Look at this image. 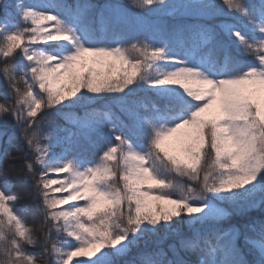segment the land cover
<instances>
[{"label":"snow or ice","instance_id":"6c2138e0","mask_svg":"<svg viewBox=\"0 0 264 264\" xmlns=\"http://www.w3.org/2000/svg\"><path fill=\"white\" fill-rule=\"evenodd\" d=\"M0 63V264H264V0H0Z\"/></svg>","mask_w":264,"mask_h":264},{"label":"trees","instance_id":"16d2710c","mask_svg":"<svg viewBox=\"0 0 264 264\" xmlns=\"http://www.w3.org/2000/svg\"><path fill=\"white\" fill-rule=\"evenodd\" d=\"M69 2H72V0H69ZM93 2H101L102 3V2H104V0H93ZM114 2H119V3L124 4V5H127L128 4V0H114ZM133 11H135V10H133ZM144 15H145V24L146 25L151 24L156 19L155 16L148 15L147 13H145ZM136 27H137V25L135 26V25H131L130 24V28L135 29ZM245 59H249V58H245ZM0 66H2V63H0ZM0 91H3V81L2 80H0ZM0 102H3V97L2 96H0ZM56 120H57V123H60V124H63L64 123L62 120L59 119V117H57ZM0 130H2V129H0ZM6 131H8V132L17 131V129L15 128V125L12 122V120H11L10 117H9V124H8V127H7ZM16 143L18 145H21V146L23 145V141L22 140H17ZM12 154L15 157H21L22 156V153L17 152L15 149H13ZM15 163L17 165H20V164L23 163V161H22V159H17L15 161ZM19 172H20V168L17 167L16 169L13 170V175L18 174ZM14 183H15V181H14ZM25 187L28 189L29 192H31L30 186H25ZM16 190L17 191H21L19 185H17V189ZM36 203L37 202L34 201V200H32L30 198V196L24 195L22 197V199L16 204V207L17 208H22L23 206L28 205L32 209V212L27 215V222L30 225L34 226V227H38L39 221L41 219L39 213H37L35 211V209H36ZM253 215L259 216L260 213L259 212H254ZM185 231H187V229H185ZM171 242H172L171 239L168 240V241H166L165 242V247H167V244L168 243H171ZM152 246H153L152 244H149V247H152ZM142 249H143V244L141 245V249H135L134 248L133 251H132V253L129 255V257H127V259H131L133 256L136 255L137 251L142 250ZM36 251H39V249H36ZM191 258L192 259H195V257H191ZM73 264H75V259L73 261Z\"/></svg>","mask_w":264,"mask_h":264},{"label":"rangeland","instance_id":"374dc122","mask_svg":"<svg viewBox=\"0 0 264 264\" xmlns=\"http://www.w3.org/2000/svg\"><path fill=\"white\" fill-rule=\"evenodd\" d=\"M123 5H124V4H123ZM130 24H131V25H135V26L137 25L136 21H134V20L131 21ZM17 59H19V56L17 57Z\"/></svg>","mask_w":264,"mask_h":264}]
</instances>
